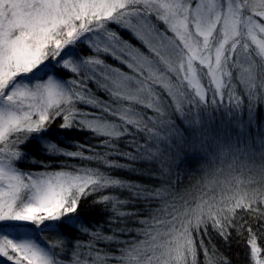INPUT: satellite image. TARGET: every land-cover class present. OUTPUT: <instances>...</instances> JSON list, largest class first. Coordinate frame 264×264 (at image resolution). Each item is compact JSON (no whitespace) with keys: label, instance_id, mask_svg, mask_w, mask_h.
Masks as SVG:
<instances>
[{"label":"snow or ice","instance_id":"obj_1","mask_svg":"<svg viewBox=\"0 0 264 264\" xmlns=\"http://www.w3.org/2000/svg\"><path fill=\"white\" fill-rule=\"evenodd\" d=\"M259 105L264 0H0V264H230L209 227L225 241L246 231L250 264H264L244 219L264 229ZM73 130L103 137V150L60 139ZM86 202L111 215L91 225Z\"/></svg>","mask_w":264,"mask_h":264},{"label":"trees","instance_id":"obj_2","mask_svg":"<svg viewBox=\"0 0 264 264\" xmlns=\"http://www.w3.org/2000/svg\"><path fill=\"white\" fill-rule=\"evenodd\" d=\"M113 27H115V26H113ZM122 35L124 36L125 39H130L129 35L126 32H123ZM132 42L136 43L134 40ZM79 50H80L81 54H84V55L91 54L89 52V49L86 46L81 45ZM104 59L109 64L118 65L117 67H123L117 61H115L114 59H112L110 57H104ZM62 75H66V74L62 73ZM90 86H92L94 88L93 85H90ZM238 91H240V90L238 89ZM97 95L106 98L104 96V93H102V92H98ZM244 99H245V104H247L246 97ZM227 104H228V98H227V96H225V100H224L223 104H221L220 110L218 112L217 111L213 112V115L217 116L218 121L227 119V117L225 115ZM79 107L83 108L84 105H79ZM88 110L92 111V112L97 111L96 109H88ZM144 111H147L149 114H151L150 110L144 109ZM109 119H112V117H109ZM243 119L245 121L247 120L246 112L244 114ZM255 120H256V129L264 132V105L258 106L257 111H256V115H255ZM60 122L61 121L58 119L56 121V123L53 125V128L55 129L59 125ZM175 123L181 129L184 128V125L181 122V119L179 117H177L175 119ZM250 131L252 132L253 135L257 134V131L255 129H250ZM60 139L66 140L69 145L73 141H79V142L84 143L86 145L97 146L98 150H101V151L103 150L102 148H99L98 145H99V141L103 140L104 138L103 137L92 138V133H90V132H76L75 130H73L69 136H61ZM128 139H129V137H127V136L121 138V140L119 141L120 148H122V149L125 148V141ZM21 147L25 152L29 153L31 156L36 157L37 159L53 160L52 157L40 155V153L38 151V147L35 144L29 143L27 145H22ZM70 150H75V149H70ZM55 159L62 161L65 158L59 157V158H55ZM111 159L119 160V162H121V163L127 162L120 157H111ZM82 163H89V162H81L79 160H68L69 165H80ZM91 166H96V165L94 163H92ZM189 166L192 168H195L196 162L192 161ZM19 167L25 171H40V170H42L39 166L34 165L32 163H20ZM53 167L59 168V167H61V165L59 163H54ZM137 167L146 168V167H148V165L141 163V164H138ZM112 174L115 177L122 178V179H125L128 181H131V182H139L142 184H150V185H155L158 183L157 180L151 179L147 176L134 174V173L126 171V170H113ZM185 183H187L186 180H185ZM119 194L122 197L128 196V193L126 191L121 192ZM88 199H89V201H91L92 197H89ZM85 207L87 208V211L82 212V215L85 216L86 221L89 222L91 225L104 223L106 221L107 217L111 215V213L108 210H106V208L102 205H92V204L86 202ZM128 207L129 208L134 207V208L142 209L143 205L140 203H136L134 205L130 204V205H128ZM244 219L247 220L248 224L251 225L253 230L257 232L258 243L262 247H264V229L260 228L261 221L254 219L251 216V214H247V213L244 214ZM104 231L108 232L107 226H105ZM230 231H231V235L228 237L227 241L222 239L217 233L213 232L211 227H209V229H208V235L211 237L212 244L215 245L219 254L222 255L224 258H226L230 262V264H250V249L246 244V241L248 238V233L245 231V232H243L242 235H237L235 230H230ZM66 235L75 237L78 234L75 233L74 231H72V232H67ZM79 238L83 241L88 240L87 236H80ZM48 239H53V237L49 236ZM205 244L206 245L208 244L207 238H205ZM99 246L100 247H108L107 245H104V244H101ZM112 250L114 251V249H112ZM199 258L201 261L203 260L202 253H201Z\"/></svg>","mask_w":264,"mask_h":264},{"label":"rangeland","instance_id":"obj_3","mask_svg":"<svg viewBox=\"0 0 264 264\" xmlns=\"http://www.w3.org/2000/svg\"><path fill=\"white\" fill-rule=\"evenodd\" d=\"M113 26H114V25H113ZM113 26H112V27H113ZM81 55H84V54H81ZM89 55H90V54H89ZM84 56H87V55H84ZM110 58H111V57H110ZM114 66H118V65H114ZM121 66H123V65H121ZM123 67H124V66H123ZM123 67H121V68H123ZM123 70L128 71L125 67L123 68ZM49 236H50V235L47 236V239H48Z\"/></svg>","mask_w":264,"mask_h":264}]
</instances>
